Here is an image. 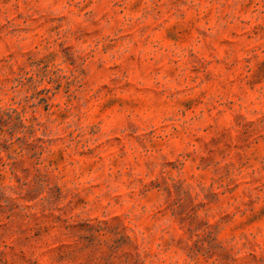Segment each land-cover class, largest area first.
<instances>
[{
	"label": "rangeland",
	"instance_id": "rangeland-1",
	"mask_svg": "<svg viewBox=\"0 0 264 264\" xmlns=\"http://www.w3.org/2000/svg\"><path fill=\"white\" fill-rule=\"evenodd\" d=\"M0 264H264V0H0Z\"/></svg>",
	"mask_w": 264,
	"mask_h": 264
}]
</instances>
